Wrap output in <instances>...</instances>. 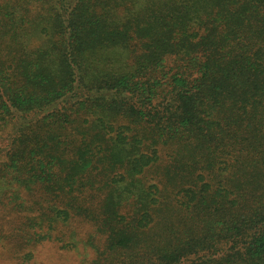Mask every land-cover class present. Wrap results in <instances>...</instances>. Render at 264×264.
I'll list each match as a JSON object with an SVG mask.
<instances>
[{
  "label": "trees",
  "instance_id": "obj_1",
  "mask_svg": "<svg viewBox=\"0 0 264 264\" xmlns=\"http://www.w3.org/2000/svg\"><path fill=\"white\" fill-rule=\"evenodd\" d=\"M0 202L79 264H264V0H0Z\"/></svg>",
  "mask_w": 264,
  "mask_h": 264
},
{
  "label": "rangeland",
  "instance_id": "obj_2",
  "mask_svg": "<svg viewBox=\"0 0 264 264\" xmlns=\"http://www.w3.org/2000/svg\"><path fill=\"white\" fill-rule=\"evenodd\" d=\"M162 158L161 162L165 163L167 157L164 153ZM150 170L148 176L152 179L161 175L158 167ZM7 203L0 202V264H79L84 256L93 257L90 242L93 243L94 240L92 238L88 241V238L91 235L98 243V234L93 233L92 226L87 227L84 221L73 218L69 223L57 224L51 238L38 242V236L31 232L37 228H29L27 220L18 214L13 203L6 206Z\"/></svg>",
  "mask_w": 264,
  "mask_h": 264
}]
</instances>
